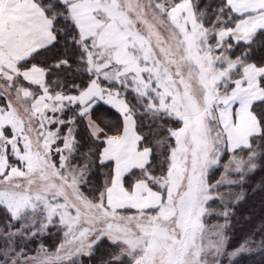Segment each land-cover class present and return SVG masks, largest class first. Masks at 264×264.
Instances as JSON below:
<instances>
[{
	"label": "snow or ice",
	"instance_id": "6c2138e0",
	"mask_svg": "<svg viewBox=\"0 0 264 264\" xmlns=\"http://www.w3.org/2000/svg\"><path fill=\"white\" fill-rule=\"evenodd\" d=\"M85 257L264 264V0H0V264Z\"/></svg>",
	"mask_w": 264,
	"mask_h": 264
},
{
	"label": "trees",
	"instance_id": "16d2710c",
	"mask_svg": "<svg viewBox=\"0 0 264 264\" xmlns=\"http://www.w3.org/2000/svg\"><path fill=\"white\" fill-rule=\"evenodd\" d=\"M260 198H261V194H257L256 196H250L249 200L247 201V203L243 206L242 211L245 212V214H247V211H253L255 213V216L252 218V222L250 224H238V228L237 230H241L244 227H246V229L248 230L249 228L252 227H258L259 226V216L262 214L260 211ZM255 261L259 262L261 260L260 255H256L253 258Z\"/></svg>",
	"mask_w": 264,
	"mask_h": 264
},
{
	"label": "rangeland",
	"instance_id": "374dc122",
	"mask_svg": "<svg viewBox=\"0 0 264 264\" xmlns=\"http://www.w3.org/2000/svg\"><path fill=\"white\" fill-rule=\"evenodd\" d=\"M238 227H239V226L237 225V226H236L237 236H240V235H242V232H241V230H240V231L237 230ZM256 227H257V226H256ZM238 229H239V228H238ZM242 229L245 230V231H247L246 227H244V226H243ZM45 242L51 244V243H58L59 241H58V238H57V237H55V236H51V237H48V238L46 239ZM83 259H84V261H85V264H88L87 258L85 257V258H83Z\"/></svg>",
	"mask_w": 264,
	"mask_h": 264
}]
</instances>
